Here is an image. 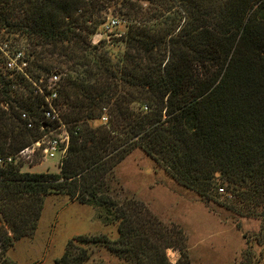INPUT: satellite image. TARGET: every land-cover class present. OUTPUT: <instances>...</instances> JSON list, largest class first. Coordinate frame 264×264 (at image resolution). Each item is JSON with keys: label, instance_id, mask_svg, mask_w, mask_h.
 Returning a JSON list of instances; mask_svg holds the SVG:
<instances>
[{"label": "trees", "instance_id": "1", "mask_svg": "<svg viewBox=\"0 0 264 264\" xmlns=\"http://www.w3.org/2000/svg\"><path fill=\"white\" fill-rule=\"evenodd\" d=\"M112 7L126 33L93 43ZM1 30L26 41L32 80L60 75L69 142L58 172L0 164V264H17L7 252L33 235L47 195L101 209L117 232L73 236L54 264H84L102 247L125 264H189L179 227L105 193L102 178L135 148L204 202L223 187L238 204L264 198V0H0ZM117 39L122 52L107 48ZM1 61L0 156H8L58 124L44 121L32 83ZM261 233L264 242V223ZM168 248L180 253L175 263Z\"/></svg>", "mask_w": 264, "mask_h": 264}, {"label": "rangeland", "instance_id": "2", "mask_svg": "<svg viewBox=\"0 0 264 264\" xmlns=\"http://www.w3.org/2000/svg\"><path fill=\"white\" fill-rule=\"evenodd\" d=\"M147 6L145 3L144 8ZM105 16L104 23L115 18L118 25L112 35L95 34L93 43L121 39L128 29L113 7L108 9ZM2 34L3 30L0 41L8 35L6 32ZM11 39L14 46L27 49L26 41L20 36ZM118 39L114 46L107 48L122 52L124 42ZM57 133V129H50L46 135L55 137ZM35 156L30 164L31 172H58L62 160L59 151L52 158H43L40 149H37ZM28 168L21 162V171ZM102 181L108 186L106 195L113 200L120 202L133 198L143 203L164 225L179 227L185 237L189 264H264V242L261 240L264 223L261 206L264 198L254 196L252 201L238 204L234 201V194L223 187L215 198L204 202L140 148L126 155ZM100 212L101 209L82 204L66 195H47L35 232L16 241L8 250L7 257L17 264H54L55 259L63 253L66 242L73 236L106 235L115 238L116 224L104 223ZM166 255L171 263H175L180 253L177 249L168 248ZM84 264L125 263L102 247L94 249Z\"/></svg>", "mask_w": 264, "mask_h": 264}, {"label": "built area", "instance_id": "3", "mask_svg": "<svg viewBox=\"0 0 264 264\" xmlns=\"http://www.w3.org/2000/svg\"><path fill=\"white\" fill-rule=\"evenodd\" d=\"M118 25V20L115 18L108 19L100 27V33L112 35L115 27ZM98 32V33H99ZM96 33V34H98ZM0 57L2 60V68L11 74H21L26 77L34 87V93L39 95L43 101V116L44 121L48 123H57L58 133L55 137H48L46 134L36 140L30 147L20 150L14 155L0 156V164L12 163L20 167L21 162L27 167L35 159L37 149H40L43 158L54 157L57 151L60 152V157L64 158L69 142V134L60 120L59 104H58V89L60 87V75L52 73L48 78L41 77L39 81L32 80L27 74L29 68V56L25 50L13 45L11 38L0 41ZM21 118L27 123V127L31 128L33 123L28 118L26 113H21ZM107 118L102 117V122H106Z\"/></svg>", "mask_w": 264, "mask_h": 264}, {"label": "crops", "instance_id": "4", "mask_svg": "<svg viewBox=\"0 0 264 264\" xmlns=\"http://www.w3.org/2000/svg\"><path fill=\"white\" fill-rule=\"evenodd\" d=\"M30 168H32V165L26 171L31 172Z\"/></svg>", "mask_w": 264, "mask_h": 264}, {"label": "water", "instance_id": "5", "mask_svg": "<svg viewBox=\"0 0 264 264\" xmlns=\"http://www.w3.org/2000/svg\"><path fill=\"white\" fill-rule=\"evenodd\" d=\"M218 174V173H217Z\"/></svg>", "mask_w": 264, "mask_h": 264}]
</instances>
